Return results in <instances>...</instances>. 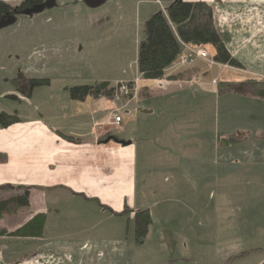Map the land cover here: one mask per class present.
Listing matches in <instances>:
<instances>
[{
    "label": "crops",
    "instance_id": "crops-1",
    "mask_svg": "<svg viewBox=\"0 0 264 264\" xmlns=\"http://www.w3.org/2000/svg\"><path fill=\"white\" fill-rule=\"evenodd\" d=\"M4 1L12 5L9 0ZM85 1L87 9L91 10L102 3V0ZM157 1L131 0L136 6H131V12L142 23V30L144 21L150 15L164 12L174 0ZM184 1H201L211 7L214 26L240 67L217 62L213 58L195 57L191 63H182L181 56L192 55L199 46L209 47L183 43L178 57L164 70L161 78L167 81V88L158 89L156 80L143 79L136 67L137 75L125 81L137 79L138 94L122 107L126 102L124 98L113 100L102 95L71 98L66 80L50 78L47 76L50 71L42 74L39 68V72L35 70L36 64L46 60L44 54L35 57L32 53L35 47L29 52L24 50L23 54H27L23 57L26 56L24 61L27 63L20 60L21 65L18 64L17 69L15 66H0V112L16 117L14 122L0 125V187L10 188L0 190V198L10 196L16 188H27L29 193L27 207L17 208L0 217V222H20L4 231L0 223V264H23L28 257H33V261L41 254L47 256L60 252L71 254V261H64L63 264H76L78 261L80 264H104L105 257L111 262L108 264H114V261L115 264H126L127 254H123L118 262L113 247L108 250L102 244L91 247L84 240L74 244L76 249L72 251L71 241H48L47 229H51L49 224L60 213V204L69 206L79 196L86 203L94 202L98 214H118L126 206L128 215L131 211L135 213L149 208L152 217L153 207L157 205L144 200L157 194V185L161 181H174L176 191H180L182 186L179 187L177 182L184 178L193 177V182L200 183L206 178L210 182L213 176L214 182L223 183L222 195L229 193L231 203L235 201L242 205V202L248 203L249 195L240 190L239 184L247 183L248 179L252 182L251 178H254L260 192L253 199L260 204L257 196L261 195V206L264 207V0ZM90 16L88 23L91 28H98L99 25L95 24L102 18ZM30 78H48V83L33 88L29 95L19 92L13 80ZM118 81L122 80L118 79L117 84ZM230 83L247 85L246 93L222 94L223 97L235 96L241 100V125L235 128L238 129L236 131L234 128L227 130V133L235 134L236 140L229 146L237 147L236 155L231 156V152L225 154L223 172H209L206 178L201 177L200 167L205 163H201L200 155L208 146L202 136L205 127L200 125V120L208 115L203 108L208 107L205 103L210 101V97L212 103H216V97L221 95L220 85ZM112 109L122 112L119 127L110 124ZM154 116L159 118L154 123L157 125H149ZM207 133L215 139L216 130L210 132L208 129ZM232 163L240 168H229ZM248 167H252L251 173ZM183 193L182 190V196ZM237 197L240 199L234 200ZM167 204L178 206L173 201ZM73 207L66 210L64 220L70 214L72 219L81 216L79 208ZM25 209H29L31 217H43L41 236L14 234L30 219L19 218ZM226 210L232 214L231 204ZM215 211L219 212L220 208ZM244 211L246 215L247 208ZM260 212L264 221V210L260 211L259 207ZM84 217L83 214L81 218ZM55 221L59 218L55 217ZM242 223L223 222V240L217 239L215 233L208 239H204L206 236L199 239L196 238L200 237L198 234H193L191 245L196 249L202 245L209 253L211 250L210 264H263L264 225L255 222L243 229ZM248 229L254 232H248ZM233 230L239 233L238 240H233ZM167 231L163 232L174 245L176 233Z\"/></svg>",
    "mask_w": 264,
    "mask_h": 264
},
{
    "label": "rangeland",
    "instance_id": "rangeland-1",
    "mask_svg": "<svg viewBox=\"0 0 264 264\" xmlns=\"http://www.w3.org/2000/svg\"><path fill=\"white\" fill-rule=\"evenodd\" d=\"M9 1L12 5L15 4L14 6L19 2V0ZM155 2L158 1L155 0ZM43 4L46 6L43 10L15 15L10 22L0 27V66H15L14 68L17 69V65H21L20 60L25 62L26 56L23 57V55L27 53L23 54L24 50L29 52L35 47L32 51L35 57L44 54L46 60L43 59L36 64L37 69L32 67L37 72H39L38 68L42 70L39 72L42 74L50 71L47 75L50 78L66 80L69 88L74 85H90L101 81H108L113 85L118 79L122 80L118 82L126 83L125 80H131L137 75V44L142 37L143 30L142 23L137 21L136 16L131 12V6L136 7L131 0H102L101 5L94 10L87 9L85 0H43ZM90 15H98V19L102 18L95 24L99 25L98 28H91L88 23ZM209 47L204 48L212 49ZM135 80L137 81V79ZM161 82L162 85L156 82L157 88L166 89L167 81L162 80ZM220 87L221 95L216 97L215 104L212 103V97H210V101L205 103L208 107L203 108L208 115L205 114L200 120L201 127H205V132L202 134L206 139L204 144L208 145L206 151L203 150V155H200L201 163H205L200 167V176L205 178L209 172L221 173L225 170L223 167L225 154L231 152V156L235 157L237 147L229 145L235 142L236 137L234 133H227V130L235 129L241 125L239 112L241 100H237L239 97L235 96L223 97L222 94L231 93L232 88L227 89L226 85H220ZM136 88L138 90V87ZM125 101L122 107L126 106L131 98ZM156 120L159 118L154 116L149 125H157L154 124ZM129 126H131V121ZM208 129L210 132L213 129L216 130L215 139L211 133H207ZM233 145L236 146V144ZM233 161L237 162L235 159ZM235 163H232L233 165H230L229 168L239 169V165ZM248 169L251 173L252 167H248ZM214 179L215 177L212 176L210 182L206 178L200 183H195L193 177L184 178L181 182H177L179 187L182 186L180 191H176L174 181H161V184L157 185V194L144 200L146 203H155L153 206H157L153 207L152 217L149 213L151 222L142 242L136 239L133 211H131V215H128V212L113 215H109V212L98 214L94 208V202L86 203L87 201L81 196L77 200H72L69 206L60 204L58 208L60 213L55 215L49 224L51 229H47L48 241L51 243L71 241L72 251H75L76 243H82L84 240H87L91 247L94 246L93 244L96 246L98 244L106 245L107 250L113 247L116 251L115 259L116 256L117 259L119 258L118 262L121 261L123 254H127L126 264H193V260L201 264H210L211 261L208 260L211 259L212 251L209 248V253L207 248L202 245L197 249L193 248L190 241L194 237L193 234L200 236L196 238L200 239L206 236L207 238L204 239H208L215 233L217 239L223 240V228L225 227L222 225L223 222L238 223L242 221L243 229L247 226L251 227L256 224L255 222L264 225L262 214L259 213V207L260 211L264 210V207L261 206L262 197L261 195L257 196L261 200L260 204L255 201L256 199H253L254 195L260 192L257 191L254 178H251L252 182L248 179L247 183H238L240 190L247 193V196L249 195L248 203L242 202V205L235 201L231 203L229 193L222 195L223 183L214 182ZM171 198L172 200H170ZM237 199L240 197L234 198V200ZM172 201L178 206L167 204ZM230 204L233 208L232 214L226 210ZM73 206L79 208L78 211L81 212V216L84 214V219L81 216L72 219L70 214L66 215L64 220V213ZM86 207L87 209H85ZM217 207L220 208L219 212L215 211ZM166 208L168 209L165 214ZM239 208H242L241 212ZM244 208H247L248 211H246V215H244ZM21 216L20 219L28 217L30 219L20 228L18 227L17 235L35 236L39 235L38 232L40 236L42 235L43 225L41 224L42 229L39 231L31 223L35 216L39 215L31 217L29 209H25ZM55 217L59 218V221H55ZM0 223H2V229L1 227L0 229L4 231L20 222L4 221ZM37 225L40 224L37 223ZM166 230L172 234L176 233L177 238L175 237L176 239L173 241L174 245L167 240V236L163 232ZM248 232L254 231L248 229ZM241 234L244 235V231H241ZM238 235L237 231H232L233 240H238ZM262 239H264V235ZM28 258L23 261V264H63L64 261L68 263L71 261V254L62 252L47 254V256L41 254L37 257L38 259L35 258L33 261L31 260L33 257ZM103 262L104 264L111 263L106 260V257ZM76 264H80L79 261Z\"/></svg>",
    "mask_w": 264,
    "mask_h": 264
},
{
    "label": "trees",
    "instance_id": "trees-1",
    "mask_svg": "<svg viewBox=\"0 0 264 264\" xmlns=\"http://www.w3.org/2000/svg\"><path fill=\"white\" fill-rule=\"evenodd\" d=\"M45 7L43 0H21L16 6L0 0V27L10 22L15 15H21L34 8L41 11ZM183 43L209 45L215 51L213 56L215 61L240 67V63L229 53L214 26L211 7L201 1L174 0L164 12L153 13L143 23V37L137 44V70L141 77L147 80L163 77L164 70L179 55ZM13 83L19 92L29 95L33 88L46 85L48 80L30 78L23 81L13 80ZM226 86L227 89L232 88L234 93H246V83H230ZM115 89L107 81H101L90 85L71 86L69 94L73 99H83L88 95L111 98ZM15 120L14 115L0 112V125H7ZM2 189L10 190V188L0 187V190ZM17 190L21 193H17ZM28 196L27 188H16L10 196L0 198V217L12 213L17 208L27 207ZM124 212H128L126 206L119 213ZM43 221L42 216H35L31 223L34 224L33 227L41 231ZM150 222L148 209H141L134 213L135 235L140 242L147 234ZM18 233L19 229L14 232V234ZM38 234L40 235L39 232Z\"/></svg>",
    "mask_w": 264,
    "mask_h": 264
},
{
    "label": "built area",
    "instance_id": "built-area-1",
    "mask_svg": "<svg viewBox=\"0 0 264 264\" xmlns=\"http://www.w3.org/2000/svg\"><path fill=\"white\" fill-rule=\"evenodd\" d=\"M215 54L214 49L207 50L204 47L199 46V48L195 49L192 53V55H183L181 56V62L182 63H191L193 62V59L195 57H198L200 59H206V60H212L213 56ZM162 80L158 79L156 80L157 84L162 85ZM137 81L134 80L133 82H121L118 83L115 86V92L112 95L113 100H119V98L126 99H132L135 97L137 90ZM110 124L119 127L122 121V112L120 109H114V112L112 111L109 116Z\"/></svg>",
    "mask_w": 264,
    "mask_h": 264
},
{
    "label": "water",
    "instance_id": "water-1",
    "mask_svg": "<svg viewBox=\"0 0 264 264\" xmlns=\"http://www.w3.org/2000/svg\"><path fill=\"white\" fill-rule=\"evenodd\" d=\"M34 12H38V10L34 8V9L29 10V11H25L22 14H30V13H34Z\"/></svg>",
    "mask_w": 264,
    "mask_h": 264
}]
</instances>
